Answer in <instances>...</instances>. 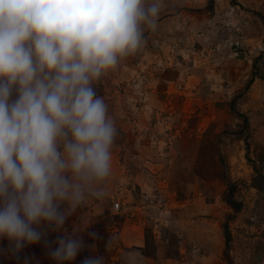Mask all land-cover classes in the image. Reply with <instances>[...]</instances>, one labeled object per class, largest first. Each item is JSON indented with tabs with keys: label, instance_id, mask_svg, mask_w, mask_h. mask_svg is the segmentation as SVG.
Returning <instances> with one entry per match:
<instances>
[{
	"label": "rangeland",
	"instance_id": "374dc122",
	"mask_svg": "<svg viewBox=\"0 0 264 264\" xmlns=\"http://www.w3.org/2000/svg\"><path fill=\"white\" fill-rule=\"evenodd\" d=\"M144 36L94 85L119 130L106 195L44 239L78 230L67 264H264V0H165ZM44 239L0 240V264H56Z\"/></svg>",
	"mask_w": 264,
	"mask_h": 264
},
{
	"label": "clouds",
	"instance_id": "9594fccd",
	"mask_svg": "<svg viewBox=\"0 0 264 264\" xmlns=\"http://www.w3.org/2000/svg\"><path fill=\"white\" fill-rule=\"evenodd\" d=\"M164 3L0 0V240L13 254L106 195L119 130L94 85L142 48ZM77 231L44 239L56 264L84 247Z\"/></svg>",
	"mask_w": 264,
	"mask_h": 264
},
{
	"label": "trees",
	"instance_id": "16d2710c",
	"mask_svg": "<svg viewBox=\"0 0 264 264\" xmlns=\"http://www.w3.org/2000/svg\"><path fill=\"white\" fill-rule=\"evenodd\" d=\"M229 185H230V196L229 198L227 199V201L229 202V204L235 209V210H240V203L234 199V193H235V184L230 180L229 181ZM226 229V237L229 239L230 237V231H229V228L228 227H225Z\"/></svg>",
	"mask_w": 264,
	"mask_h": 264
},
{
	"label": "built area",
	"instance_id": "2783aa9c",
	"mask_svg": "<svg viewBox=\"0 0 264 264\" xmlns=\"http://www.w3.org/2000/svg\"><path fill=\"white\" fill-rule=\"evenodd\" d=\"M120 202L118 201V202H116L115 204H114V208L116 209V210H118L119 209V207H120ZM21 256H23V262H25V258H27V260L29 259V257H24V255L22 254Z\"/></svg>",
	"mask_w": 264,
	"mask_h": 264
},
{
	"label": "bare ground",
	"instance_id": "6f19581e",
	"mask_svg": "<svg viewBox=\"0 0 264 264\" xmlns=\"http://www.w3.org/2000/svg\"><path fill=\"white\" fill-rule=\"evenodd\" d=\"M130 240V239H129Z\"/></svg>",
	"mask_w": 264,
	"mask_h": 264
}]
</instances>
